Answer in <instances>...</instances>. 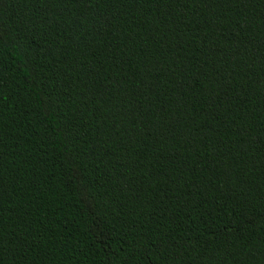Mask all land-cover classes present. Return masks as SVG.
Segmentation results:
<instances>
[{
    "label": "trees",
    "instance_id": "1",
    "mask_svg": "<svg viewBox=\"0 0 264 264\" xmlns=\"http://www.w3.org/2000/svg\"><path fill=\"white\" fill-rule=\"evenodd\" d=\"M0 264H264V0H0Z\"/></svg>",
    "mask_w": 264,
    "mask_h": 264
}]
</instances>
